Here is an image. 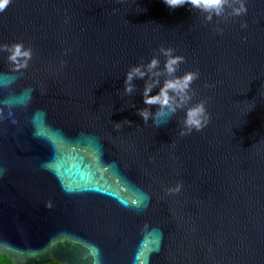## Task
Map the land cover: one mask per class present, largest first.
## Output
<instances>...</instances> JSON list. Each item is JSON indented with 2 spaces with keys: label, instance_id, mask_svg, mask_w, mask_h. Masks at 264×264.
Returning <instances> with one entry per match:
<instances>
[{
  "label": "water",
  "instance_id": "obj_1",
  "mask_svg": "<svg viewBox=\"0 0 264 264\" xmlns=\"http://www.w3.org/2000/svg\"><path fill=\"white\" fill-rule=\"evenodd\" d=\"M238 6L209 20L164 0H11L0 12V76L15 77L0 88V254L264 264V0L232 15ZM15 43L32 51L26 68L3 49ZM161 47L184 57L177 75L199 73L200 131L187 132L185 109L145 123L143 79L124 91L133 65L159 55L163 67Z\"/></svg>",
  "mask_w": 264,
  "mask_h": 264
},
{
  "label": "clouds",
  "instance_id": "obj_2",
  "mask_svg": "<svg viewBox=\"0 0 264 264\" xmlns=\"http://www.w3.org/2000/svg\"><path fill=\"white\" fill-rule=\"evenodd\" d=\"M11 0H0V12H2ZM164 3L175 9L181 6H191L207 14V19L211 20L213 15L221 16L225 12L226 5L238 4L232 8V15L240 16L247 12L246 0H164ZM246 28L247 25H241ZM7 50L8 60L15 65V70L26 68L31 59V49H25L23 43L4 45ZM160 54L166 57L163 67L159 55L152 57L147 63L133 65L126 73L124 81L125 93L131 95L135 88L137 79L144 80L143 103L149 107L138 109V114L147 123L150 119L159 125L166 122L165 118L170 117L178 110L185 109L184 126L187 132L202 130L210 120L207 111L206 101L201 100L196 104H191L194 92L192 83L198 78V71L185 72L177 75L179 65L184 61L183 56L174 55V49L161 47ZM15 77L0 76V88L8 87L14 82ZM158 89V91L154 90ZM154 93V94H153ZM24 97L30 98V92H26ZM22 98L12 97L4 101L9 107L15 106ZM158 106L156 111H152L150 106ZM12 113L9 112V115ZM3 118V110L0 109V119ZM186 134L181 132V135Z\"/></svg>",
  "mask_w": 264,
  "mask_h": 264
},
{
  "label": "trees",
  "instance_id": "obj_3",
  "mask_svg": "<svg viewBox=\"0 0 264 264\" xmlns=\"http://www.w3.org/2000/svg\"><path fill=\"white\" fill-rule=\"evenodd\" d=\"M0 264H17V263H15L8 256L0 254ZM46 264H61V263H59V262H49V263H46Z\"/></svg>",
  "mask_w": 264,
  "mask_h": 264
}]
</instances>
